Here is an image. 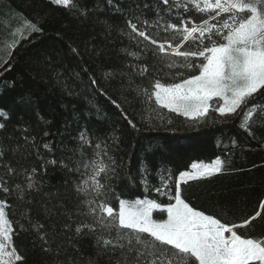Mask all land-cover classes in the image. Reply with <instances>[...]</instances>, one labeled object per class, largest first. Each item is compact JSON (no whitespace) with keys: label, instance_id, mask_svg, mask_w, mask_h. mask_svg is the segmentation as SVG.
Instances as JSON below:
<instances>
[{"label":"snow or ice","instance_id":"6c2138e0","mask_svg":"<svg viewBox=\"0 0 264 264\" xmlns=\"http://www.w3.org/2000/svg\"><path fill=\"white\" fill-rule=\"evenodd\" d=\"M47 2L68 11L77 9L75 0ZM92 13L105 43H94L96 37L90 36L82 41L83 49L70 45L81 60V70L54 72L62 91L70 96L92 92L105 97L136 132L140 129L120 102L131 103L129 94L149 103L154 99L158 108L197 124L207 123L215 113L222 122L240 117L238 127L247 137L257 139L256 129L264 133V103H252L264 96V0H95L91 9L85 4L77 18L87 19ZM100 13L107 15L100 18ZM26 23L31 32L43 31L39 22ZM116 38L128 40L129 45L119 47L118 66L100 67L98 77L87 61L96 63ZM15 43L9 45V59L0 68L9 64ZM165 68L171 83L162 82L160 73ZM174 69L180 71L173 74ZM102 83L114 88L119 98L110 96ZM4 86L15 87V82ZM18 103L31 105L32 97L23 95ZM10 123L11 114L0 108V193L4 196L0 199V264H27L15 243L21 235L31 237L33 249L39 251L37 264H99L101 258L106 264H264V235L247 234L257 221H264V199L252 213L228 220L227 202H218L225 217L221 218L194 206L184 194V186L228 170L231 149L239 146L235 139L230 147L224 146L223 157L211 163L193 162L178 172L163 162L153 164L152 157L165 151L155 147L138 161L133 176L130 152L131 182L155 197L125 198L114 184L124 165L123 133L94 134L86 124L80 125V116L74 113L61 133L73 146L58 160L46 155L52 152L53 142L38 143L36 130L23 116L11 131ZM41 131L43 137L51 135ZM24 161L35 163L29 168ZM49 166L63 172L60 184L46 181ZM20 175L23 182L13 184ZM7 197L28 206L20 220L8 218ZM158 198H166L167 203ZM157 211L160 218L154 217ZM86 239L93 249L89 257L80 247Z\"/></svg>","mask_w":264,"mask_h":264},{"label":"trees","instance_id":"16d2710c","mask_svg":"<svg viewBox=\"0 0 264 264\" xmlns=\"http://www.w3.org/2000/svg\"><path fill=\"white\" fill-rule=\"evenodd\" d=\"M75 3L77 9L68 11L50 6L47 0H0V65L9 59L8 53L11 50L9 45L16 42L9 64L0 68V108L6 109L12 116L9 130L11 131L23 116L36 130L38 143L45 140L53 142L52 152L46 155L50 158L54 155L58 160L68 154V149L73 146V141L67 135L62 137L61 133L64 132L65 121L71 122L74 113L79 114L80 125L86 124L89 131L94 134L112 130L123 133L124 165L114 184L125 198L155 197L154 193H146L143 186L131 182L130 152L133 153L130 163L133 176L136 175L138 161L155 147H162L165 151L158 152L152 157L153 164L163 162L173 171L178 172L189 169L193 162L211 163L217 156L223 157L224 146L230 147L231 141L235 139L239 146L231 149V163L228 165V170L210 179L192 182L191 187L184 186V194L194 206L208 213L217 214L221 218L225 217L217 206L218 202L221 205L227 202L230 204V211L226 217L228 220L252 213L258 206V201L264 199V133L260 129H256L257 139H252L239 129L240 117L232 116L227 122H222V118L211 113L207 123L197 124L166 109L158 108L154 99L149 103L144 99H133L134 94H129L131 103H124L122 99L120 102L129 118L135 121L140 129L136 132L128 127L120 110L105 97L99 94L93 95L92 92L70 96L56 85L53 77L57 69L60 71L66 69L69 74L81 70V60L71 52L70 45L80 46L83 49L82 41L89 39L90 36L96 37L94 43H105L104 37L100 35L102 29L96 23V13L90 14L87 19L77 18L79 11H83L84 5L87 4L91 9L95 0H75ZM99 15L100 18H105L107 14ZM148 15L151 18L153 14L149 12ZM26 21L39 22L43 31L31 32ZM115 35L113 33V36ZM128 45V40L121 41L116 38L107 44V54L99 57L96 63L87 61V57L84 59L99 77V68L116 65L119 47ZM9 67L10 70L5 71V68ZM168 71L165 68L160 73L162 82H172V76L165 75ZM175 71L180 69H174L172 73L174 74ZM81 75L84 74L81 72ZM13 81L15 87L4 86L5 82L10 84ZM139 82L137 80V83ZM68 83L71 86L73 81L70 79ZM143 83L147 85L148 81ZM102 86L107 87L103 83ZM76 90L79 91V88ZM107 91L114 99L119 98V93L114 88L107 87ZM23 95L32 97L31 105L18 103ZM252 103H264V96H258ZM41 116L43 120L39 119ZM169 120L171 123H168ZM75 128L76 125L73 123V131ZM42 129L48 130L51 135L43 137ZM133 144L136 145L135 149L132 148ZM41 151L44 150L41 148ZM24 163L30 168L35 161H24ZM45 179L48 184L57 185L63 181L64 174L59 168L53 169L49 166ZM23 180L22 175L17 176L13 179V184ZM45 187L47 190V184ZM3 198V194L0 193V199ZM7 199L8 218L13 222L20 220L28 206L21 204L15 197H7ZM158 199L167 203L166 198ZM157 215L161 217L159 212ZM247 234L255 237L264 235V221H257L255 228L248 230ZM15 243L26 256L27 264H37L40 255L38 250L33 249L31 237L17 236ZM80 247L85 257L93 255L91 240L81 241ZM99 264H106V260L101 258Z\"/></svg>","mask_w":264,"mask_h":264},{"label":"rangeland","instance_id":"374dc122","mask_svg":"<svg viewBox=\"0 0 264 264\" xmlns=\"http://www.w3.org/2000/svg\"><path fill=\"white\" fill-rule=\"evenodd\" d=\"M157 212H158V211H157ZM157 212H154V217H155V218H160V215H157ZM164 218H166V216H165Z\"/></svg>","mask_w":264,"mask_h":264}]
</instances>
